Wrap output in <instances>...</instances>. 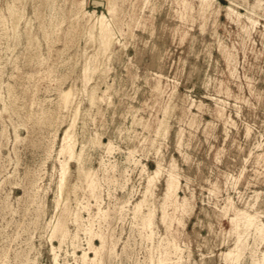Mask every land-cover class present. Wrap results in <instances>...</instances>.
<instances>
[{"label":"rangeland","instance_id":"obj_1","mask_svg":"<svg viewBox=\"0 0 264 264\" xmlns=\"http://www.w3.org/2000/svg\"><path fill=\"white\" fill-rule=\"evenodd\" d=\"M81 1L0 0V264H55L53 246L59 264H232L225 253L239 233L234 263L264 264L254 227L231 221L238 209L264 220V12H251L255 0H85V14ZM74 119L82 168L97 184L92 193L73 159L64 217L59 150ZM173 160L188 204L168 207L175 219L165 224V174L148 206L137 203L158 162ZM149 207L152 227L142 219ZM59 218L63 242L53 235ZM90 241L103 244L94 263Z\"/></svg>","mask_w":264,"mask_h":264},{"label":"bare ground","instance_id":"obj_2","mask_svg":"<svg viewBox=\"0 0 264 264\" xmlns=\"http://www.w3.org/2000/svg\"><path fill=\"white\" fill-rule=\"evenodd\" d=\"M210 1L211 0H201V3H202V7H208L210 5ZM249 2V0H248ZM108 5L110 3V0L107 1ZM148 3V2H147ZM188 2L185 1V4H187ZM235 3L237 5H239L240 3L236 2ZM84 4H85V0H82L80 2V10H82L85 14L86 13H89L87 10H84ZM146 4V3H145ZM55 5V4H54ZM251 12L253 14H258V16H263V14H259L257 13L258 11L257 10H260V11H263L264 12V0H255V2L251 5ZM146 7V6H145ZM86 8V7H85ZM229 9V14L230 15H235L237 18L241 19V17L244 16V14L242 12H240L238 9L232 7V6H229L228 7ZM92 10V9H91ZM108 10L110 13H114L115 12V5L113 3L110 4V6H108ZM99 11V10H97ZM37 12V11H36ZM103 12V11H102ZM248 20L251 22L252 26L256 25V23L258 22L255 18H253L252 16H247ZM3 20V19H1ZM4 22V21H3ZM139 23V22H138ZM97 25H98V29H99V38H100V42H101V46L103 47V49H109L113 42H114V35H113V27H112V24L110 22V20L107 18V15L105 13H102L101 15H98L97 16ZM2 27V25H1ZM8 27V25H7ZM264 27V26H263ZM4 29V28H3ZM5 31V30H4ZM5 33V32H4ZM1 34V33H0ZM6 34V33H5ZM116 34V33H115ZM1 36V35H0ZM2 39V38H0ZM120 41V40H119ZM0 42H3V41H0ZM7 42V41H6ZM16 44V43H15ZM1 47V46H0ZM9 49V48H8ZM72 50V49H71ZM5 52V51H4ZM44 58V57H43ZM2 61V60H1ZM71 63V62H70ZM3 71V70H2ZM152 73V72H151ZM155 74V73H154ZM156 76H159L156 74ZM164 76H162L163 78ZM168 79V78H167ZM113 84V83H112ZM13 90H14V87H13ZM11 91V90H10ZM230 91V90H229ZM2 92V91H1ZM8 92V91H7ZM12 93V91H11ZM10 94V93H9ZM16 94V93H15ZM10 97V96H9ZM73 97V90L72 89H69V90H66L62 93V99L65 103V105H68L70 102H71V99ZM2 98V97H1ZM15 98V97H14ZM4 100V98H2ZM10 100V99H9ZM95 100V94L92 95L91 97V101H94ZM110 100V99H109ZM221 100V99H220ZM112 101V100H111ZM112 103V102H111ZM5 108V107H4ZM5 111V110H3ZM79 111V110H78ZM1 112V111H0ZM9 112V111H8ZM7 113V112H6ZM8 115V114H6ZM5 115V116H6ZM20 115V114H19ZM137 115V114H136ZM8 118V117H7ZM25 118V117H24ZM74 123H75V119L73 120V122L71 123V125L65 129L64 131V136L62 138V144H61V148L59 150V158L64 155V159L60 160L61 162V176H62V179L60 180V183H59V196H58V199H57V207L58 208H63V215L64 217H66L67 215H70V211L68 209V206H67V201H68V196L65 197V192H66V189L68 188V176L70 175V172H71V166H70V163L73 159H76L79 163V171L80 173H84V176H85V179L89 185V189H91L92 193H94L95 191V188H96V182L94 180V178L91 176V171H85L83 168H82V163H81V159H82V150L81 152H77L76 150V144H77V139H76V134L73 130V127H74ZM132 123V122H131ZM133 125V124H132ZM19 126V125H18ZM17 126V127H18ZM124 127V126H123ZM147 128V127H145ZM235 128V127H234ZM6 130V129H5ZM15 130V129H14ZM128 131V130H127ZM133 131V130H132ZM16 132V131H15ZM130 132V131H129ZM132 133V132H131ZM169 133V127L167 125H164V129H163V134L164 136L166 137ZM249 133V132H248ZM96 134V133H95ZM145 141V140H144ZM143 141V142H144ZM94 142L96 143H101L100 139L98 137H96L94 139ZM84 146V145H83ZM82 146V147H83ZM109 146V145H108ZM113 146V145H112ZM94 147V146H93ZM87 148V147H86ZM114 148V147H113ZM91 150V149H90ZM160 150V149H159ZM160 153V152H159ZM130 154V152H129ZM112 157L113 154L111 153ZM133 155V154H132ZM131 156V155H130ZM251 156V154H250ZM127 157V156H126ZM128 158V157H127ZM126 158V159H127ZM133 159V158H132ZM103 160V159H102ZM130 160V159H129ZM128 160V161H129ZM105 161V160H104ZM103 161V162H104ZM133 161V160H132ZM135 161V160H134ZM138 161V160H137ZM136 161V162H137ZM102 162V163H103ZM109 163V162H108ZM131 163V162H130ZM111 164V163H110ZM133 164V163H131ZM136 164V163H134ZM108 165V164H107ZM136 166V165H135ZM109 167V166H108ZM149 167V166H148ZM105 168V167H104ZM111 168V167H110ZM136 168V167H135ZM150 168V167H149ZM115 169V168H114ZM142 169V168H141ZM110 170V169H109ZM108 170V171H109ZM106 171V170H105ZM104 171V172H105ZM106 171V172H108ZM113 171V170H112ZM142 173V172H141ZM244 173V172H243ZM165 174L166 178H165V188H164V193H163V202L161 204V209H162V221L163 223L165 224H168V223H172L174 221V217L170 216L169 215V212H168V207L170 206H173L174 209H178V208H181V209H186V205L188 204L186 199L184 201L181 202L180 200V196H179V190L181 188V175L180 173L178 172V165L176 163L175 160H173L169 167H166L165 165H163L162 162H158V165H157V168L156 170L153 171L152 173V176H150V179L148 180L149 181V185L147 187V195H144L145 197L139 201L137 203V207L138 209L141 211V208H143L144 205H147L149 204V199L148 197L150 195H153L155 194V189L158 187V183L160 182L161 180V177ZM98 176V175H97ZM126 179V178H125ZM98 180V179H97ZM113 181V180H112ZM116 181V180H115ZM99 184V183H98ZM123 185V183H122ZM100 186V185H99ZM74 187H77V185H74ZM98 187V186H97ZM237 187V186H236ZM188 188V187H187ZM100 189V188H99ZM124 191H125V188H124ZM90 192V191H89ZM91 194V193H90ZM94 196V195H93ZM91 196V197H93ZM101 196V195H100ZM98 195V197H100ZM97 197V195H96ZM85 198V197H84ZM92 199V198H91ZM97 199V198H95ZM232 199V198H231ZM82 200V199H81ZM101 201V200H100ZM86 202V200L84 201ZM90 203V202H89ZM95 204V203H94ZM82 205V204H81ZM99 205V204H98ZM87 205H85V208H86ZM97 206V205H96ZM125 206V205H124ZM84 207V206H83ZM98 209V207H97ZM85 210V209H83ZM99 210V209H98ZM137 212V210H136ZM177 213V212H176ZM98 214V213H97ZM136 214V213H135ZM77 215V214H76ZM99 216V215H98ZM104 216V215H103ZM77 217V216H76ZM105 217V216H104ZM56 218V217H55ZM81 218V217H80ZM98 218V217H97ZM228 218V217H227ZM241 218V219H240ZM143 223L145 225H147L148 227H152L154 224H155V219H156V208H150L149 207V210H148V213L145 214L143 216ZM55 220V219H54ZM136 220V219H135ZM240 220L242 224H240ZM85 221V220H84ZM88 221V220H87ZM231 221L235 224V229H239L240 225H242L243 227H245L247 230L250 229L251 227H254L255 229V233L258 235V237L264 241V220L259 218L258 214L255 213V214H251L245 210H236V214L234 217L231 218ZM230 221V222H231ZM77 222V221H76ZM89 224V223H88ZM179 224V222H178ZM89 226V225H88ZM173 226V225H172ZM90 227V226H89ZM168 227V226H167ZM144 229V228H143ZM149 229V228H148ZM230 229V228H229ZM94 230V229H93ZM150 230V229H149ZM87 231V230H85ZM230 231V230H229ZM238 231V230H237ZM89 232V231H88ZM96 234V233H95ZM152 234V233H151ZM53 235L54 236H59V239L61 242H63L67 235H68V229H67V226H66V222L59 218L57 219L55 225H54V228H53ZM148 236V235H147ZM146 236V238H147ZM98 236L96 235V238ZM242 237L243 235L241 233H239L238 235V240L236 242V246L234 249H231L229 251H227L225 253V258L227 260H231L233 261L232 264H235L234 262L237 260V262H240L238 261V259L240 258L241 256V245H242ZM150 238V237H149ZM167 238V237H166ZM51 241V240H50ZM93 241V240H92ZM90 241L89 243V250H93L94 253H95V256L91 257V260L93 261L94 263V260L96 261V259H98L101 255V249L103 248V244L101 246H96L93 244V242ZM169 241V240H168ZM171 241V240H170ZM87 242V241H86ZM246 244V243H245ZM263 244V243H262ZM261 244V245H262ZM61 245V244H60ZM88 245V244H87ZM172 245V244H171ZM176 249H177V246L176 245H173ZM170 247V246H169ZM168 247V248H169ZM174 248V249H175ZM237 249V251H236ZM177 250H181L180 249H177ZM176 251V250H175ZM53 252H54V260H55V264H59L58 263V255L60 254H57L56 252V247L53 246ZM91 251H85L83 253V260H87L88 258H90V253ZM243 252V251H242ZM75 254V253H74ZM72 254V255H74ZM179 254V253H178ZM258 254V253H257ZM161 256V255H160ZM159 256V257H160ZM165 256V255H164ZM171 257V256H170ZM204 257V256H203ZM165 258V257H164ZM151 259V258H150ZM166 259H168L166 257ZM242 259V258H241ZM178 260V259H177ZM240 260V259H239ZM75 261V260H74ZM160 261V260H159ZM171 259L168 261L170 262ZM173 261V260H172ZM179 261V260H178ZM262 261L264 262V252H263V258H262ZM88 262V261H86ZM162 262H164L162 260ZM166 262V261H165ZM174 262V261H173ZM181 262V261H180ZM177 263V261H176ZM85 264V263H84ZM164 264V263H162ZM179 264V263H178ZM181 264V263H180ZM257 264V263H256Z\"/></svg>","mask_w":264,"mask_h":264}]
</instances>
